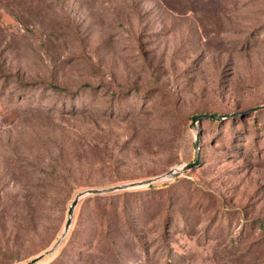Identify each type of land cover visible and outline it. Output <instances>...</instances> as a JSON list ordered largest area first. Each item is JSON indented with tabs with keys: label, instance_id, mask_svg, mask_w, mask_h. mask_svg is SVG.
Wrapping results in <instances>:
<instances>
[{
	"label": "rangeland",
	"instance_id": "1",
	"mask_svg": "<svg viewBox=\"0 0 264 264\" xmlns=\"http://www.w3.org/2000/svg\"><path fill=\"white\" fill-rule=\"evenodd\" d=\"M56 85V87H55ZM264 0H0V264H264Z\"/></svg>",
	"mask_w": 264,
	"mask_h": 264
},
{
	"label": "water",
	"instance_id": "2",
	"mask_svg": "<svg viewBox=\"0 0 264 264\" xmlns=\"http://www.w3.org/2000/svg\"><path fill=\"white\" fill-rule=\"evenodd\" d=\"M260 106H264V103L261 105L254 106V107H249L246 109L236 110V111L226 112V113H211V112L196 113L195 115H193L191 117L190 123H191V125L195 126L197 121H200L202 118L217 119V118L229 117V116H233L236 114L246 113V112H248L252 109H255L257 107H260ZM198 158H199V146H198V131H197L195 134V137H194V141H193V159L191 161L183 163L179 167H171L159 175H156L154 177L147 178L144 180H138V181H133V182L121 183V184H114V185H110V186H106V187H102V188L91 187V188H87L85 190H82V191L76 193L73 196V198L71 199L69 205L67 206L66 219L64 221L61 234L56 238V240L53 242V244L48 249H46L43 252L35 255L32 259L26 261L24 264H31L33 261L38 260L45 253H48L51 250H53V248L58 244L59 240L64 236L65 232L67 231V228L69 226L70 219H71L72 209H73L74 205L76 204L78 198L81 195L89 194V193H104V192H108V191H112V190L124 189V188L130 187V186H138L140 184H148V183L152 182L153 180L161 179L163 177H171V176H174V175L178 174L179 172H181L185 169H188V168H191V167L197 165Z\"/></svg>",
	"mask_w": 264,
	"mask_h": 264
},
{
	"label": "trees",
	"instance_id": "3",
	"mask_svg": "<svg viewBox=\"0 0 264 264\" xmlns=\"http://www.w3.org/2000/svg\"><path fill=\"white\" fill-rule=\"evenodd\" d=\"M55 87H56V85H55ZM212 113V112H211ZM195 115V114H194ZM193 116V115H192ZM191 116V117H192ZM229 117H232V116H229ZM224 118H226V117H224ZM210 119H213V118H210ZM220 119H223V118H217V119H213V120H220ZM198 146H199V144H198ZM198 164V163H197ZM148 186H150V183L148 184Z\"/></svg>",
	"mask_w": 264,
	"mask_h": 264
}]
</instances>
